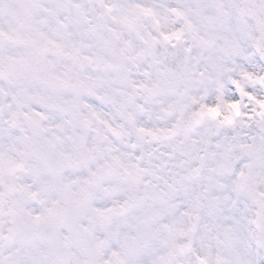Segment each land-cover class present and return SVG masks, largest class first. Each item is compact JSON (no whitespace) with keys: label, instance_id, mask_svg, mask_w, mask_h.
Segmentation results:
<instances>
[{"label":"clouds","instance_id":"9594fccd","mask_svg":"<svg viewBox=\"0 0 264 264\" xmlns=\"http://www.w3.org/2000/svg\"><path fill=\"white\" fill-rule=\"evenodd\" d=\"M240 89L264 0H0V264H264Z\"/></svg>","mask_w":264,"mask_h":264},{"label":"snow or ice","instance_id":"6c2138e0","mask_svg":"<svg viewBox=\"0 0 264 264\" xmlns=\"http://www.w3.org/2000/svg\"><path fill=\"white\" fill-rule=\"evenodd\" d=\"M132 6L138 7L142 11H149V9L145 5L138 3V2ZM164 39H168V36L165 35ZM243 75L248 77L249 73L245 72V73H243ZM233 83L235 84L236 82L233 81ZM237 87L239 88V85H237ZM240 95H244L248 99L254 100L256 104L260 105L261 108H264V101H260V100L256 99L254 96H252L251 90L245 91L244 89H240ZM226 107L231 110V115L225 116L224 119H225V121L231 123L232 115H239L240 114L239 100L237 99V96L235 95V93L233 94L232 100L226 102ZM208 111L210 114L215 115L217 112V109L216 108H209Z\"/></svg>","mask_w":264,"mask_h":264}]
</instances>
